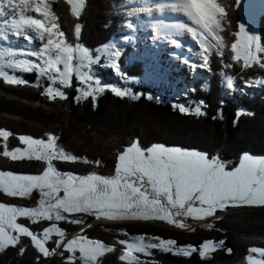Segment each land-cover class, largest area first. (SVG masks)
Segmentation results:
<instances>
[{"label":"trees","instance_id":"1","mask_svg":"<svg viewBox=\"0 0 264 264\" xmlns=\"http://www.w3.org/2000/svg\"><path fill=\"white\" fill-rule=\"evenodd\" d=\"M135 1L85 0L79 17L71 14L66 0H50V4L69 42H78L92 51L114 42L120 46L122 56L119 66L124 73L137 78V85L131 88L138 98L118 97L108 90L96 100L87 98L78 101L74 99L75 91L70 89L67 90V99L49 100L42 94L43 88L36 86L37 74L34 72L21 74L24 80L31 82L29 85H11L0 78V130L11 133L7 140L8 148L21 146L20 136L46 139L48 134H54L65 150L81 158L75 162L58 161L56 166L63 172L78 175L113 173L118 154L135 141L144 148L163 144L206 152L210 157L218 155L228 162L229 168L238 164L244 153L264 157V86L245 85L246 81L264 79V66H261L264 64V53H257L261 64L253 63L248 68L243 67L242 60H232L231 44L236 41L235 33L243 24L240 0H218L226 10L219 33L224 42V55L221 57L214 51L205 72H193L191 78H182L169 65H162L157 55H145L144 46L149 34L139 28L135 13L131 17L132 29L139 36L137 42L129 40L132 30L126 27L129 19L127 12L130 8L135 10ZM76 24L81 25L78 41L74 35ZM257 29L259 45L264 47V13L258 19ZM225 64L232 67L225 68ZM104 72L110 74L109 69ZM222 72L234 77L235 91L226 89L222 83ZM147 75L148 78H143ZM170 76L182 78L180 84L184 90L180 93L185 100L204 102V115L181 113L174 103H179V100L163 96L164 92H175ZM144 79L147 81L144 82ZM151 79H156V82ZM238 112L243 114L238 116ZM84 158L89 163H84ZM44 167V162L34 159L13 161L0 155L2 171L40 174ZM38 199L39 196L34 195L13 198L0 192V202L18 200L21 203L14 204L20 206H36ZM92 219L85 218V223ZM22 222L35 232H40L47 224L45 221L31 223L28 218ZM210 224L211 228L207 227L209 224H204L184 230L172 225L107 223L88 227L84 234L115 247V251L100 257L98 264H127L119 259L120 246L116 237L121 236L115 233L118 229H124L130 236L150 235L171 239L178 247L192 245L199 249L205 240L224 242L206 258L199 255V250L184 256L155 249L150 257H146L149 261L144 264H247L251 248L264 249V206L235 207L224 219L211 221ZM58 226L65 230L66 237L80 229V225L71 223H60ZM55 239L49 242L50 249L55 247ZM22 247L25 251L21 255ZM58 252H63V256L57 253L45 258L32 246L28 237H21L17 246L0 252V264H68L67 252L60 249ZM75 264L81 262L77 260Z\"/></svg>","mask_w":264,"mask_h":264},{"label":"snow or ice","instance_id":"2","mask_svg":"<svg viewBox=\"0 0 264 264\" xmlns=\"http://www.w3.org/2000/svg\"><path fill=\"white\" fill-rule=\"evenodd\" d=\"M66 3L70 5L71 14L75 17L81 15L85 6V0H66ZM170 6L186 18V23H179L176 27L190 34L194 43L199 45L202 55L199 67L208 65L214 51L223 57L224 42L219 33L222 31L226 10L218 0H212L208 10L210 19H206L203 14V5L194 0H171ZM5 8L8 12H5ZM9 12V19H0V40L7 42V30L8 34L17 38L23 36L29 45L37 40L40 44L18 50L33 59L8 60L4 63L0 51V78L6 83L29 85L30 81L14 73L17 70L28 73L34 71L37 73L36 86H40L41 79L48 81L43 95L49 100L67 99L64 89L72 86L75 75L77 91L83 98H95L98 93L108 90L118 97L138 98L129 89L105 85L100 81L94 74L93 66L100 63L101 55L93 56L90 49L78 42L73 44L68 41L57 23L58 17L51 8L50 0H0V18L8 16ZM28 12L36 15L26 14ZM127 16L129 19L126 27L132 29L133 12L128 11ZM80 33L81 25L76 24L74 35L77 41ZM235 35L237 39L231 44V51L234 53L232 60H242L244 68L251 67L253 63L261 64L257 53H264V47L258 44V38L250 35L243 25H240V30ZM97 51L107 53L111 67L119 71L118 58L121 53L115 45H106ZM224 67L230 68L232 65L225 64ZM5 69L11 70V74ZM221 76L226 89L235 91L234 77L224 72ZM245 85L264 86V79L246 81ZM203 105L204 102L199 101L194 108L183 104L178 107L181 113L204 115ZM240 114L243 113L238 112V116ZM10 135L7 130H0V138L4 141L0 155L13 161L34 159L44 162L45 167L40 174L0 171V192L5 195L30 198L33 192L39 194L36 206L32 207L0 202V252L10 246H17L21 237L30 238L32 246L45 258L57 254L63 248L71 254L67 257L68 264H75L77 260L81 264H98L100 257L115 251L114 246L83 235V229L80 234L67 239L65 230L58 227L57 223L35 232L18 223L20 217L28 218L31 223L68 221L83 225V219L69 220V215L86 214L97 220L162 221L184 229L190 227L187 225L188 217L202 220L229 206H264V157L244 153L238 164L229 168L228 162L221 160L218 155L210 157L206 152L163 144L144 148L135 141L118 154L114 175H78L61 172L54 166L53 161L75 162L81 159L66 151L58 143L59 137L54 134H48L46 139L20 136L19 140L24 147L13 149L7 146ZM83 162L89 163L86 158ZM96 163L99 164V161ZM207 227L211 228L212 225ZM121 234L128 237L127 232ZM54 237L55 247L50 249L47 245ZM117 243L124 246L119 256L121 261H126L127 264H144L137 253L148 255L151 250L158 249L175 255L190 256L199 250L201 257H206L222 247L224 242L205 240L198 249L192 245L178 247L176 241L171 239L139 235L135 238L118 239ZM24 251L25 248L22 247L20 254ZM249 251L248 264H264V249L253 247ZM77 252L79 256L76 255ZM59 254L63 256V252Z\"/></svg>","mask_w":264,"mask_h":264},{"label":"rangeland","instance_id":"3","mask_svg":"<svg viewBox=\"0 0 264 264\" xmlns=\"http://www.w3.org/2000/svg\"><path fill=\"white\" fill-rule=\"evenodd\" d=\"M130 1H132V0H130ZM197 1H198L197 3L199 5H203L202 12L205 15V17L210 19V17L208 16V10L211 7V1L212 0H197ZM239 8H240L241 14L243 15V24L242 25L245 27V30L250 35H253V36L258 38V44H259V34H258V29H257V23H258L259 17L264 13V0H240L239 1ZM133 9L134 8H130L129 11H132L133 13H135V10H133ZM143 9H144V6H143ZM5 12H8L7 8H5ZM28 14L33 15V16L36 15L33 12H29ZM144 14H146L145 10H144ZM137 15L139 17L140 22H142V21L146 22L144 20L145 16L143 14L137 13ZM10 16H11V13L9 12L8 16H5V17L0 18V19H9ZM156 17H159V16H156ZM159 18H161V17H159ZM171 18H173L174 21L162 20L164 18H162V19L152 18V19H156V20H153L152 22H150L145 18L147 20L146 25L149 29L150 34H151V41H150L151 45L144 46L145 55H149V53H150L148 50L149 46H150L149 49L153 52L156 51V49H155L156 47H159L163 53L162 54L157 53L158 61H160L162 65H165V66L169 65V68L172 67L173 69H175V72L179 73L182 76V78H184V77L185 78H191L190 76L193 74L192 72L193 71L196 72V70L205 72V70H204L205 66L204 67L198 66L202 62V55H201L200 49L194 50L190 54V58H189L188 63L182 62L184 60L183 57L185 56L183 53L180 54L182 56V60L173 58L175 55L172 52H178L179 53L178 46L182 45V44H185V45L189 44V42H192V39H189L188 42L185 41L186 36H187L186 34H188V33H186L183 29L176 27L178 22L184 23L183 22L184 19H181V18L176 19L175 17H171ZM149 20H151V19H149ZM130 30H132V31L129 34L130 35L129 40L131 39V40L137 42V40H138L137 36H139V34H136V30H133V29H130ZM5 33L7 34V42L5 40H0V51H2V59H3L4 63H7L8 60L33 59L32 57L24 56L18 50L36 47L40 44V41L37 40L34 42V44L29 45L23 36H20L19 38H17L15 35L8 34L7 30H5ZM125 41H128V38H125ZM173 41H175V43H173ZM111 45H115L116 48L120 51V53H121V55L119 56V58H120L122 56V50H121L120 46L117 45L116 42H114L112 44H107V46H111ZM102 48H104V46L97 47L94 51L91 50L93 56L100 54L102 57L100 60V63L98 65L93 66L94 74L100 79V81L103 84L117 86V87H120L121 89H129V90H131V92L133 94V89L131 88V86L134 84L137 85V78L134 76H129L126 73H124L121 70L120 66H119V71L114 70V68L111 67V61H110L107 53H99L97 51V50L102 49ZM154 57H156V56H154ZM119 58H118V61L120 60ZM108 69H109L110 74H108V75L104 74L105 73L104 71L108 70ZM5 70L9 71L11 74V70H9V69H5ZM33 72H31V73H33ZM22 73H28V72H23V71L17 70V71H15L14 74L18 77H21ZM34 73H36V72H34ZM170 77H171V80L174 84L173 87L175 88V92L174 93L164 92L163 96H165V97L169 96V99L179 100V103L174 102L177 106L183 104L186 107L194 108L196 106V103H193L190 100L188 101V99L185 100L183 98L184 95L181 96L182 94L180 92L184 90L183 86L180 84V81L182 80V78L176 79L174 76H170ZM143 78H148V75L143 77ZM144 80H145L144 82L147 81V79H144ZM151 81H153L155 83L156 79H151ZM178 81H179V83H178ZM39 84L44 90V87L48 84V81L46 79H41L39 81ZM58 86L59 85H57V87ZM77 87H78L77 80H76L75 75H73L72 86L65 88L64 91L66 92V94L68 96L67 90H70V89L74 90L76 93V95L74 96V99H75L76 97H81V94L77 91ZM105 92L106 91H104L102 93H98L95 98H93L91 96H89L87 98H92V99L96 100L99 96H101ZM165 93H166V95H165ZM169 94H171V95H169ZM87 98L81 97L80 99H76V100L84 101ZM202 111H203V108H202ZM3 143H4L3 139L0 138V150L3 149ZM17 147H24V145L21 144V146H17ZM148 147H150V146H148ZM255 157H262V156H255ZM57 162L58 161H53L54 166L57 165ZM57 169L60 170L58 167H57ZM0 171H2V170H0ZM4 172H10V171H4ZM61 172H63V171H61ZM12 173H14V172H12ZM92 173H96V174L103 175V176L114 175V171H113V173L107 174V175L100 174L98 172H92ZM14 174H16V173H14ZM88 174H91V172L84 174V175H88ZM32 195L39 196V194L37 192H33ZM13 198L21 199L20 197H13ZM14 202L15 201L13 200L12 203H5V202H2V203L8 204V205H16V204H14ZM15 203H21V202H18V200H17ZM239 207H241V206H239ZM231 209H235V207L229 206L225 210H218L214 216L206 217L202 220H196V219H193L191 217H188L187 218V225H189L190 227H186V228H184V230H192L195 227H197L198 225L200 226V225H204V224H210L211 221H214V220L219 221L222 218L224 219L227 216V214L230 213ZM65 215H69V214H65ZM73 218L83 219L85 222H86L85 218H94V219H92V221H90L89 223H85L83 225H80V229L78 231H76L75 233H73V235H71L70 237H67V239H71L75 235L80 234L82 229H83L82 234L86 235V234H84V232H85V229L88 228L87 225L93 226L95 224H107V223H110V225H113V224L120 225L123 222H130V223L159 224V225L165 226V227L170 226L166 222L151 221V220H149V221H142V220H140V221H137V220L108 221V220H104V219L97 220L94 216L86 215V214H70L69 220L73 219ZM23 219H24V217H20V218H18L17 222L20 224L26 225L22 222ZM45 222L47 223L45 227L50 226L52 223H57V225L60 223H63V224L70 223L68 221H59V222L45 221ZM173 227H175V226H173ZM123 232H126V231L124 229H118L117 231H115V233H117L119 236H121L120 238L116 237V242L118 239H127L129 237L135 238V237L139 236V235H131V236L128 235V237H125L124 235L121 234ZM146 237L147 238H155V236H150V235L146 236ZM29 240H30V238H29ZM30 243H31V240H30ZM117 244H119V243H117ZM48 245H49V243H48ZM109 246H111V245H109ZM119 246H120L119 255H121L122 249L124 246L120 245V244H119ZM60 250L63 251L64 249L61 248ZM153 250H155V249H153ZM153 250H151V253ZM151 253L148 255L137 253L136 255H138L140 260L145 263V262L149 261V260H147L146 257H150ZM198 253H199V251H198ZM67 254H68V256L71 255L68 252H67ZM210 254L206 257H209ZM57 255H60L59 252ZM76 255L79 256V253L77 252ZM247 264H248V261H247Z\"/></svg>","mask_w":264,"mask_h":264},{"label":"bare ground","instance_id":"4","mask_svg":"<svg viewBox=\"0 0 264 264\" xmlns=\"http://www.w3.org/2000/svg\"><path fill=\"white\" fill-rule=\"evenodd\" d=\"M171 0H145L143 2L144 10L146 12L147 18H158L165 21H174L173 18L184 19L183 22L186 23V18L180 14L178 11H175L171 6ZM159 16V17H156Z\"/></svg>","mask_w":264,"mask_h":264},{"label":"flooded vegetation","instance_id":"5","mask_svg":"<svg viewBox=\"0 0 264 264\" xmlns=\"http://www.w3.org/2000/svg\"><path fill=\"white\" fill-rule=\"evenodd\" d=\"M18 206H20V205H18Z\"/></svg>","mask_w":264,"mask_h":264},{"label":"water","instance_id":"6","mask_svg":"<svg viewBox=\"0 0 264 264\" xmlns=\"http://www.w3.org/2000/svg\"><path fill=\"white\" fill-rule=\"evenodd\" d=\"M95 222H96V221H95ZM95 222H94V223H95Z\"/></svg>","mask_w":264,"mask_h":264}]
</instances>
